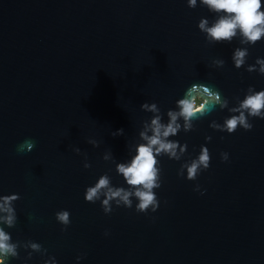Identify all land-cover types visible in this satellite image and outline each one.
Wrapping results in <instances>:
<instances>
[{
	"label": "water",
	"instance_id": "obj_1",
	"mask_svg": "<svg viewBox=\"0 0 264 264\" xmlns=\"http://www.w3.org/2000/svg\"><path fill=\"white\" fill-rule=\"evenodd\" d=\"M202 16L213 13L186 0H0V194H20L14 239L40 242L59 264H77V255L79 264H264V119L253 118L249 131L220 132L208 126L228 115L217 106L181 131L185 158L207 143L211 166L190 181L177 175L179 161L163 157L154 213L133 206L106 215L83 197L104 171L122 183L102 155L110 149L123 160L140 142L153 115L140 108L145 100L166 113L191 84L204 83L231 108L248 85L264 87V75L231 60L234 47H247L253 63L264 40L211 43L197 27ZM119 128L124 135L112 136ZM26 140L34 147L17 151ZM61 208L71 213L66 231L55 219ZM30 264H42L40 255Z\"/></svg>",
	"mask_w": 264,
	"mask_h": 264
},
{
	"label": "clouds",
	"instance_id": "obj_2",
	"mask_svg": "<svg viewBox=\"0 0 264 264\" xmlns=\"http://www.w3.org/2000/svg\"><path fill=\"white\" fill-rule=\"evenodd\" d=\"M186 3L189 8L199 5L213 13L211 18L202 16L197 23L198 29L205 34V40L211 43H231L239 37L241 44L254 46L264 40V0H186ZM249 55V48L234 47L231 53L233 66L237 69L243 66L249 73L264 75V56H256L253 63H248ZM216 63L223 66L225 60L219 59ZM217 106L221 110L227 108L228 115L223 117L222 122L210 120L208 126L211 129L229 134L238 127L249 131L254 126L253 118L264 119V87L258 89L255 85H248L239 102L231 108L228 107L227 96L219 89L211 90L204 83L191 84L175 101V107L169 108L166 113L161 112L155 101L145 100L140 108L153 115L139 132L140 142L129 149L127 158L123 160H117L110 149L102 155L105 161L110 158L115 161V174L122 183L114 184L112 175L104 171L94 182L85 186L84 200L93 204L99 202L106 215L111 214L117 207L133 206L137 213L156 212L161 204L155 189H159L163 183V157L179 161L177 175L190 181H196L210 168L212 155L207 143H202L195 155L190 154L185 158L188 143L175 137L181 131H193L196 128L194 122L209 116ZM111 135H124V129H116ZM211 140L210 135L205 136L206 142ZM87 142L94 147L99 146L97 139H87ZM25 144L31 150L35 141H24L18 145L17 151H23ZM73 151L81 153L79 147H74ZM219 156L222 162L230 159L227 151L221 150ZM84 157V168H90L86 153ZM193 191L204 195L207 189L195 183ZM19 199L18 192L0 194V264H12L14 260L20 261V264H30L34 253L40 255L42 264H59L57 257L49 253L40 242L13 238L9 229L17 225L15 202ZM55 219L61 225V231H66L72 222L67 208L58 209ZM104 235H109L108 230H105ZM21 250L25 253L23 256ZM82 258V255L75 257L77 264Z\"/></svg>",
	"mask_w": 264,
	"mask_h": 264
}]
</instances>
